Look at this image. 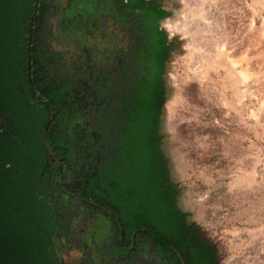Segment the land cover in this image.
I'll return each instance as SVG.
<instances>
[{
  "label": "rangeland",
  "instance_id": "374dc122",
  "mask_svg": "<svg viewBox=\"0 0 264 264\" xmlns=\"http://www.w3.org/2000/svg\"><path fill=\"white\" fill-rule=\"evenodd\" d=\"M64 1L49 0L41 6L46 20L36 19V28L44 27L36 40L38 78L42 81L45 73L43 86L51 90L53 104L43 97L56 116L46 124L48 112L40 113L23 135L34 145L26 156L35 173L45 171L34 199L40 240L47 244L48 264H145L146 247L130 241L131 233L145 226L144 218H135L133 199L145 203L147 192L154 197L159 192L163 172L157 139L150 129L131 130L121 136L125 147L115 151L110 119L115 102L98 80L102 39L73 22L61 9ZM230 1L232 12L222 11L229 13L233 33L227 42L235 47L226 62L242 76V84L227 63L207 68L204 80L195 77L189 67L201 50L191 45L195 34L187 36L185 49L165 73L160 130L179 204L215 243L220 264L264 258V0ZM17 4L22 9L21 1ZM10 7L0 0L1 50L23 42L27 12L12 13ZM182 7V14L189 12ZM9 29L18 32L12 39ZM28 114L20 111L17 121L30 119ZM46 146L56 161L47 157Z\"/></svg>",
  "mask_w": 264,
  "mask_h": 264
},
{
  "label": "flooded vegetation",
  "instance_id": "af4514ba",
  "mask_svg": "<svg viewBox=\"0 0 264 264\" xmlns=\"http://www.w3.org/2000/svg\"><path fill=\"white\" fill-rule=\"evenodd\" d=\"M182 4L176 0H65L61 9L71 14L73 22L79 21L81 28L100 35L99 47L103 46L104 52L97 68L98 80L103 94L117 102L120 96L135 100V87L146 88L159 76L166 91V70L171 59L185 49L187 39L182 32L170 28L182 18ZM45 10L37 15V22L46 20ZM35 30L36 49L37 37L44 27ZM39 92L37 100H45ZM161 119L162 114L155 134L163 177L156 197L147 192L145 203L133 199L137 205L135 218H144L145 226L134 230L130 241L139 249L146 247L145 264H220L215 243L179 204V187L171 179L162 148ZM46 150L48 156H53L50 147L46 146ZM53 160L56 161L54 156ZM131 195L134 198L135 194Z\"/></svg>",
  "mask_w": 264,
  "mask_h": 264
},
{
  "label": "trees",
  "instance_id": "16d2710c",
  "mask_svg": "<svg viewBox=\"0 0 264 264\" xmlns=\"http://www.w3.org/2000/svg\"><path fill=\"white\" fill-rule=\"evenodd\" d=\"M20 1L22 9L18 8L17 2ZM8 2L12 13L27 14L23 20L22 45L0 49V264H48L47 244L40 240L39 214L34 200L39 193L40 175L45 171L42 168L40 174L37 170L35 173L32 162L27 159V148L33 150L34 145L25 142L24 134L33 128L32 121L40 113L48 112L46 124L52 123L56 116L48 101L36 98L39 91L48 95L44 86L38 87L41 80L35 59L34 35L37 15L42 11L41 6H48L49 0L45 3L40 0ZM14 33H18L17 30L11 29L8 38L12 39ZM46 78L41 82L47 83ZM134 97L135 100L127 101L120 96L113 107L110 119L116 128L114 143L117 152L127 143L121 136H130L131 130L150 129L151 133H156L166 100L160 76L146 88L136 86ZM22 110L29 113L30 119L17 121V114ZM45 141L44 136L42 146ZM45 153L48 157L47 151ZM41 164L43 167L42 161ZM43 215L46 220L44 211Z\"/></svg>",
  "mask_w": 264,
  "mask_h": 264
},
{
  "label": "bare ground",
  "instance_id": "6f19581e",
  "mask_svg": "<svg viewBox=\"0 0 264 264\" xmlns=\"http://www.w3.org/2000/svg\"><path fill=\"white\" fill-rule=\"evenodd\" d=\"M183 6L189 9L188 13L182 15V21L176 22L173 28L178 32H183L185 36L195 34L196 39L191 44L197 46L199 53L193 57L189 70L197 78L204 80V74L207 68L221 67L226 64L229 58L231 49L235 47L230 40L231 33L227 24V14L231 13L230 0H183ZM222 10H228L225 15ZM170 25V24H169ZM167 26V25H166ZM233 29V28H232ZM170 31V30H169ZM240 35V34H239ZM191 42V43H192ZM228 43V44H227ZM208 47V48H206ZM217 54V58H211V54ZM230 71H234L230 66L231 62L227 63ZM225 68V67H224ZM214 69V68H213ZM217 69V68H216ZM225 70V69H224ZM234 75L238 77L240 84L243 82L241 75L234 71ZM233 75V74H232ZM263 259L245 258L239 264L257 263L264 264Z\"/></svg>",
  "mask_w": 264,
  "mask_h": 264
}]
</instances>
